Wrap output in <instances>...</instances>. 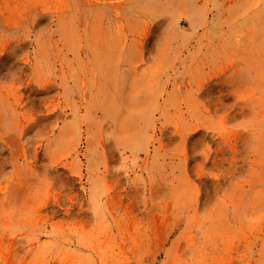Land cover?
<instances>
[{"label": "rangeland", "instance_id": "374dc122", "mask_svg": "<svg viewBox=\"0 0 264 264\" xmlns=\"http://www.w3.org/2000/svg\"><path fill=\"white\" fill-rule=\"evenodd\" d=\"M0 264H264V0H0Z\"/></svg>", "mask_w": 264, "mask_h": 264}]
</instances>
